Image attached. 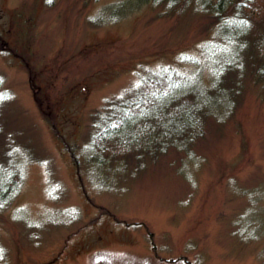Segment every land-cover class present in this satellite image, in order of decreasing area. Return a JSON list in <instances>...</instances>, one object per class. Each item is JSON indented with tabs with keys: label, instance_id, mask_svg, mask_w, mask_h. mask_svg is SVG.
I'll return each mask as SVG.
<instances>
[{
	"label": "rangeland",
	"instance_id": "374dc122",
	"mask_svg": "<svg viewBox=\"0 0 264 264\" xmlns=\"http://www.w3.org/2000/svg\"><path fill=\"white\" fill-rule=\"evenodd\" d=\"M166 4L0 0V171L25 168L0 208V264H264V84L251 75L189 154L136 175L87 159L96 111L149 72L213 81L223 54L204 3ZM226 43L225 57L243 50Z\"/></svg>",
	"mask_w": 264,
	"mask_h": 264
},
{
	"label": "trees",
	"instance_id": "16d2710c",
	"mask_svg": "<svg viewBox=\"0 0 264 264\" xmlns=\"http://www.w3.org/2000/svg\"><path fill=\"white\" fill-rule=\"evenodd\" d=\"M162 1L170 5L165 16L180 15L187 5L195 4V0ZM201 1L206 11L203 14L210 16L218 27L209 44L223 54L212 66L213 81L203 85L197 74L189 76L165 67L149 72L129 94L108 100L95 114L87 148L91 166H130L129 174L136 175L142 168L152 165L151 162H158L172 152L187 155L240 103L248 76L264 84V0ZM250 29H254L253 32ZM224 38L232 42V46L242 43V52L225 57L222 44L228 43ZM0 95L4 99L10 96L5 92ZM226 100L233 108L221 111L227 108ZM18 166L17 163L3 165L0 171L2 209L22 184L25 168Z\"/></svg>",
	"mask_w": 264,
	"mask_h": 264
},
{
	"label": "snow or ice",
	"instance_id": "6c2138e0",
	"mask_svg": "<svg viewBox=\"0 0 264 264\" xmlns=\"http://www.w3.org/2000/svg\"><path fill=\"white\" fill-rule=\"evenodd\" d=\"M5 97L3 95H0V100L4 99Z\"/></svg>",
	"mask_w": 264,
	"mask_h": 264
}]
</instances>
